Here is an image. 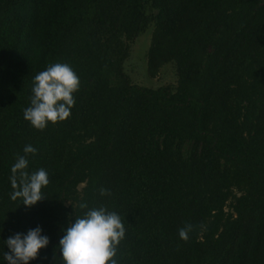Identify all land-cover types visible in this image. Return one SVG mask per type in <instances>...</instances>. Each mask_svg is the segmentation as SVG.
<instances>
[{
    "label": "trees",
    "instance_id": "obj_1",
    "mask_svg": "<svg viewBox=\"0 0 264 264\" xmlns=\"http://www.w3.org/2000/svg\"><path fill=\"white\" fill-rule=\"evenodd\" d=\"M149 30L148 74L172 64L175 86L126 72ZM54 63L80 87L41 131L23 112ZM28 145L50 181L31 208L10 183ZM101 206L126 230L117 264H264V0H0V264L37 226L49 244L29 264H61L63 230Z\"/></svg>",
    "mask_w": 264,
    "mask_h": 264
},
{
    "label": "clouds",
    "instance_id": "obj_2",
    "mask_svg": "<svg viewBox=\"0 0 264 264\" xmlns=\"http://www.w3.org/2000/svg\"><path fill=\"white\" fill-rule=\"evenodd\" d=\"M80 80L67 63H54L39 72L33 80L30 106L23 112V117L37 130H44L49 123L56 124L68 119L71 108L75 105L74 94L79 91ZM24 155H18L11 167L10 183L13 189L11 200L19 199L25 207L31 208L45 199L42 189L50 183L48 173L40 168L29 173L28 154L35 155L37 149L25 146ZM101 195H110L106 189H100ZM73 206V205H72ZM81 209L87 204L81 203ZM206 230L204 225L200 226ZM194 226L185 224L179 229V238L189 240V233ZM59 240L58 250L61 264H117L115 256L121 241L125 238L124 223L115 211L105 207L92 208L83 216H75L69 222ZM41 227L29 229L26 234L15 233L3 240L8 251L3 252L7 264H29L38 258L40 250L49 244V238L42 235ZM56 249V250H57ZM54 259L57 256L54 253Z\"/></svg>",
    "mask_w": 264,
    "mask_h": 264
},
{
    "label": "rangeland",
    "instance_id": "obj_3",
    "mask_svg": "<svg viewBox=\"0 0 264 264\" xmlns=\"http://www.w3.org/2000/svg\"><path fill=\"white\" fill-rule=\"evenodd\" d=\"M151 32L152 30H149L133 43L131 57L126 62V72L135 84L144 87L175 86L177 84V75L172 64L164 66L155 78L150 77L148 74L146 56L151 43Z\"/></svg>",
    "mask_w": 264,
    "mask_h": 264
}]
</instances>
